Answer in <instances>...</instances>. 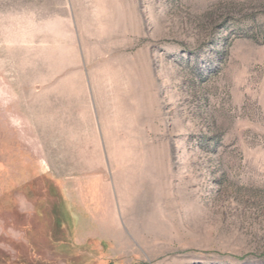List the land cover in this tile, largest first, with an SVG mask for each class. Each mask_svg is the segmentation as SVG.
<instances>
[{
	"label": "rangeland",
	"instance_id": "374dc122",
	"mask_svg": "<svg viewBox=\"0 0 264 264\" xmlns=\"http://www.w3.org/2000/svg\"><path fill=\"white\" fill-rule=\"evenodd\" d=\"M0 264H264V0H0Z\"/></svg>",
	"mask_w": 264,
	"mask_h": 264
}]
</instances>
